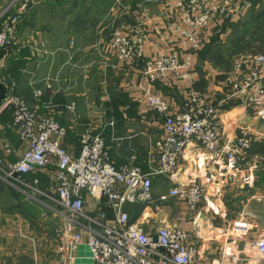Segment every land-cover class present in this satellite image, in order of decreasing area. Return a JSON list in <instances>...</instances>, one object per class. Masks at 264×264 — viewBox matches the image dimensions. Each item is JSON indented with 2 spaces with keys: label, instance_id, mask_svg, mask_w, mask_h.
Listing matches in <instances>:
<instances>
[{
  "label": "crops",
  "instance_id": "obj_1",
  "mask_svg": "<svg viewBox=\"0 0 264 264\" xmlns=\"http://www.w3.org/2000/svg\"><path fill=\"white\" fill-rule=\"evenodd\" d=\"M5 1L0 0V6ZM51 1L39 0L36 6H49ZM149 13L152 11L149 10ZM152 14L131 16L133 25L129 24L131 22L126 24L129 31L145 33L147 57L164 48L182 53L176 34H170V23L166 25L162 16ZM74 22V16L70 18L51 14L38 17L30 15L21 25L19 23V31L12 35L15 41L4 49L3 57L0 58V78L6 84H14L13 91L31 108L53 115L67 128L64 145L74 156L81 153V137L85 132L100 133L117 166L135 164L144 171H150L158 164L157 143L163 135L164 117L148 106L138 88L142 81H146L142 69L144 61L125 63L118 60L111 55V51L109 54L106 43L108 38L100 35V32L77 31L70 25ZM40 23L47 25L41 26ZM224 24L225 21L212 22L208 41L213 30L218 26L220 29L225 28ZM198 56L200 58L199 52L197 58L193 56L192 82L171 75L158 79L153 85L154 91L168 98L174 108L181 104L191 87L217 95L218 98H222L225 93L221 91V83L225 81L229 70L223 72L208 60L201 67L197 62ZM37 90L42 93L37 94ZM11 111L7 109L0 113V154L8 161L19 158L28 145L20 139L13 142L6 135V128L12 122ZM222 117L229 137L241 135L239 125L254 133H263V137L253 143L251 156H264L255 150L257 144L264 143V120H257L250 113L248 116L240 103ZM6 144L12 148L11 152H7ZM223 167H226L224 161L191 143L185 153L182 169L174 178L168 174L153 176L155 202L160 203V195L166 194L174 184L198 179L206 181L209 190L204 202L211 209L214 190L210 188L217 189L215 194L222 195L218 186L213 184L218 173H225L227 181L235 180V172ZM261 173L258 172L261 178L254 173L245 174L246 182L262 184L264 179ZM24 179L42 191L52 192L54 188L48 168L26 173ZM35 179H38V183L34 182ZM253 192L248 189L244 195L249 193L254 198ZM83 195L89 212H96L102 206L110 216L113 215L112 207L107 204L105 197H96L86 192ZM259 197V201L264 200V194ZM167 202L161 208L155 207V204L145 208L144 204L130 202L125 204L124 209L130 216L139 217L138 207L144 208L142 214L145 212V216L150 215L157 222L167 220L182 224L193 234L200 249L199 264H231L232 260L227 253L241 257L244 250L249 251L250 242L264 236V204L258 203L256 209L240 213V221H236L241 223L240 229L236 228L235 223L234 230L241 231L234 234V230L227 232L212 220L205 221L200 210L199 213H193L195 221L188 222L184 214L170 205H177L179 202L176 199ZM155 210L160 211L155 213ZM220 210L217 213L225 217L226 209ZM66 219V212L55 200L35 192L26 183L0 175V264H93L87 233L81 229V225L75 226L83 231V240L76 249L71 245L70 231L63 230L59 235V229ZM239 243L242 248H238ZM62 245L65 250L60 249Z\"/></svg>",
  "mask_w": 264,
  "mask_h": 264
},
{
  "label": "built area",
  "instance_id": "obj_2",
  "mask_svg": "<svg viewBox=\"0 0 264 264\" xmlns=\"http://www.w3.org/2000/svg\"><path fill=\"white\" fill-rule=\"evenodd\" d=\"M25 1L29 0H12L0 12V48H7L12 43V35L21 21L19 14L26 8ZM170 1L172 6L164 18L176 14V21L168 29L182 38L186 52L164 48L147 57L145 33L138 30L129 33L122 27L106 41L111 55L118 60L125 63L144 61L142 69L146 81L138 88L148 106L164 117L163 135L157 143L158 164L150 171L135 164L117 166L100 133L85 132L81 137V153L74 156L64 145L67 128L53 115L31 108L13 91L14 84H7L8 94L0 113L12 110L11 127L28 145L14 161H8L0 154V175L26 183L35 192L55 200L67 214L59 235L63 230L70 231L71 245L76 249L83 240L84 230L93 264H199L200 249L187 228L167 220L157 222L150 215L142 221L141 216L132 220L124 209L125 204L139 203L145 208L155 204L161 208L174 198L182 206L179 212L188 218L199 210L206 197V183L198 179L176 183L166 194L160 195L161 202L156 203L153 176L168 174L174 178L182 169L191 143L224 161V168L238 169L255 140L263 137V133H254L241 125L238 126L241 135L229 137L222 116L240 103L248 116L250 113L255 119L264 120V51H242L235 55L232 67L221 83V91L225 92L222 98L191 87L181 104L174 108L168 98L153 89L158 79L171 75L192 82V50L198 52L206 44L208 27L212 22H237L256 1ZM17 7L18 14L11 12ZM36 93L42 92L37 90ZM6 150L12 151L9 144H6ZM47 168L54 182L52 192L42 191L25 181L26 173ZM34 182L38 183V179ZM85 192L105 197L113 215L110 216L102 206L96 212H89ZM77 224L82 230L75 227ZM250 244L256 256L246 250L241 257L227 253L231 264H264V236ZM60 249L66 248L62 245Z\"/></svg>",
  "mask_w": 264,
  "mask_h": 264
},
{
  "label": "rangeland",
  "instance_id": "obj_3",
  "mask_svg": "<svg viewBox=\"0 0 264 264\" xmlns=\"http://www.w3.org/2000/svg\"><path fill=\"white\" fill-rule=\"evenodd\" d=\"M11 1L12 0H6L4 4L0 6V12L3 11ZM38 1L39 0H29L28 2L25 1L27 2L26 8L22 13L19 14L21 15L22 19L20 25L23 20H26L30 15H35L38 17L40 15L50 16L51 14H55L64 17L70 16V18L74 16L75 22L70 23V25L74 26L77 31H85L90 33L100 32V35L102 34L106 38L110 39L112 34L121 27L124 28L127 32L131 33V31H129L130 29H128L129 26L126 27L127 22H131L129 23L130 25H133L134 23L131 19V16L133 17L137 15L143 17L146 14L153 13L152 15L162 16V19L166 22V25L168 23L173 24V22L176 21L175 13L171 14L168 18H164L167 15L169 7L172 6V2H168V0H146V2H143V0H59L58 6L56 4L57 0H50L51 2L48 4L49 6L45 7L36 6ZM255 1L256 2L253 9H250L245 14H243L242 19L234 22L233 24H231V22L225 21V28L220 29L218 26L213 30L212 35L209 37V41H207L203 48L198 51L200 54V58L198 56L199 60L197 59V62L201 64V67H203L204 61L208 60L213 66L219 67L223 72H227L228 70L230 71L233 58L239 52L264 51V32H262L263 35L261 37L258 36L251 39L253 36L251 35V32L254 31L257 25L262 23V13L264 12V0ZM20 4L21 1H19L18 6ZM164 5L165 7H161ZM18 8L19 7L14 8V10L11 9V12L18 14ZM149 10H151L152 13H149ZM145 11H148V13H145ZM37 25H39V22ZM40 25L44 26L47 24L40 23ZM19 27L20 26L18 24L16 27V31H19ZM211 30L212 24L208 27L207 34H209ZM170 34L172 35L176 33L170 30ZM207 34L206 37L208 38ZM176 38V40L181 43V45H179L180 49L183 52H186V50L182 46V38L178 34H176ZM242 39L248 40V42H245L243 45L240 44L238 46ZM13 40L14 37L12 38V43L15 41ZM192 53L197 58V52H194L192 50ZM260 156L261 155L251 156L250 150L248 153V157L241 162L240 170L237 171L232 169V171L235 172L233 173V178L235 180H225V173L224 175H220L217 179H215V182L213 184L215 185V187L218 186L219 193L221 192L222 195L219 196L215 194L217 189L210 188V190H214V196L212 197L210 203L211 209H208L209 204L206 201L204 202V199L206 198L203 199L199 208V210L202 211L203 216L206 218L205 221L212 220L213 223L222 226V228H224V230L228 232L230 231V229L234 230L236 221L241 217L240 213H244L248 209H256L255 207H258V203L264 204L262 203L264 202V200H258V198H260L259 196L261 194H264V181L262 184L256 181L249 184L245 180V174L248 175L252 173H254L255 176L257 174L259 178H261L258 172H262L261 175L264 179V156ZM248 189L250 191H254L253 193L255 194H252L254 198H251V194L249 193H246L244 195L245 191H247ZM219 200H221V202ZM170 205L172 207H175L177 211H180L182 207L180 204L176 205L172 203ZM206 207L207 209H205ZM222 208H225L227 211L225 217L220 213H217L219 212V209L222 210ZM143 209L144 208L138 207V214L142 217L141 221L144 220L145 217V215L142 214ZM259 209H261V207H259ZM199 210L196 213H199ZM158 211L160 210H155V213ZM262 217L263 215H261V218ZM195 218L196 216L195 214H193L191 217L189 216L187 220L188 222H193L195 221ZM240 225V222L236 223V228L240 229ZM240 231L237 232L240 233ZM237 232L234 230V234H238ZM250 243L248 244V253L254 255L255 251ZM242 247L243 246L241 245V243H239L238 248Z\"/></svg>",
  "mask_w": 264,
  "mask_h": 264
},
{
  "label": "trees",
  "instance_id": "obj_4",
  "mask_svg": "<svg viewBox=\"0 0 264 264\" xmlns=\"http://www.w3.org/2000/svg\"><path fill=\"white\" fill-rule=\"evenodd\" d=\"M253 9V8H252ZM240 20V19H239ZM262 23L261 24H259V25H257L256 27H255V29H254V31L253 32H251V35H253L252 36V38L251 39H253V38H256V37H258V36H262L263 35V33L262 32H264V12L262 13ZM231 24H233V23H231ZM245 42H248V40H245V39H242L241 41H240V43L238 44V46L240 45V44H244ZM4 49L5 48H0V58L1 57H3V54H4ZM242 52V51H241ZM12 112V111H11ZM12 117H13V112H12ZM12 123V122H11ZM11 123H10V125L8 126V128H6V135L13 141V142H17L19 139L21 140V137H20V134L19 133H17L16 131H14L13 129H12V127H11ZM22 141V140H21ZM256 146V145H255ZM251 150V149H250ZM255 150H257V151H259V152H262L263 154H264V143H260V144H257V147H256V149ZM9 161H14V160H9ZM132 207L133 206H131V209H132ZM138 216L136 215H134V216H132V220H135L136 218H137Z\"/></svg>",
  "mask_w": 264,
  "mask_h": 264
},
{
  "label": "water",
  "instance_id": "obj_5",
  "mask_svg": "<svg viewBox=\"0 0 264 264\" xmlns=\"http://www.w3.org/2000/svg\"><path fill=\"white\" fill-rule=\"evenodd\" d=\"M8 94V86L2 80H0V109L3 105V102Z\"/></svg>",
  "mask_w": 264,
  "mask_h": 264
}]
</instances>
